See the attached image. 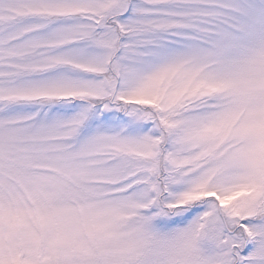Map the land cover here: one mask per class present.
Returning <instances> with one entry per match:
<instances>
[{
	"label": "snow or ice",
	"instance_id": "obj_1",
	"mask_svg": "<svg viewBox=\"0 0 264 264\" xmlns=\"http://www.w3.org/2000/svg\"><path fill=\"white\" fill-rule=\"evenodd\" d=\"M0 264H264V0H0Z\"/></svg>",
	"mask_w": 264,
	"mask_h": 264
}]
</instances>
